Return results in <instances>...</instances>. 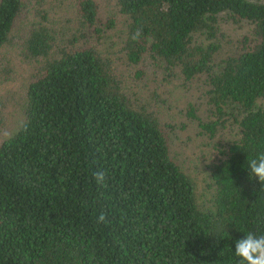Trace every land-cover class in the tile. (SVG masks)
Segmentation results:
<instances>
[{"label": "trees", "instance_id": "trees-1", "mask_svg": "<svg viewBox=\"0 0 264 264\" xmlns=\"http://www.w3.org/2000/svg\"><path fill=\"white\" fill-rule=\"evenodd\" d=\"M109 1L126 28L106 52L118 20L99 0H75L60 27L45 0H0V86L33 67L23 120L0 142V264H238L235 241L264 235V184L248 169L264 152V0ZM149 59L156 106L131 90ZM175 79L218 151L206 208L160 116Z\"/></svg>", "mask_w": 264, "mask_h": 264}, {"label": "rangeland", "instance_id": "rangeland-1", "mask_svg": "<svg viewBox=\"0 0 264 264\" xmlns=\"http://www.w3.org/2000/svg\"><path fill=\"white\" fill-rule=\"evenodd\" d=\"M99 2L100 16L102 19L106 20L110 16H115L118 20V25L108 32V39L101 44L103 50L107 52L110 50L108 48L109 44L117 40L119 35L125 30L126 18L118 11V8L113 2L109 0H99ZM45 6L52 13L55 26L58 25L60 27V23L63 22L65 16L68 19H72L73 23H75V0H45ZM244 35L245 33H242V36ZM115 57H117L116 61L120 71L124 75H127L129 80L132 79L137 66L130 65L126 57L119 53H115ZM149 60V65L144 68V77L148 82H144L138 88L131 90L132 92L137 91L140 97L156 106L158 102H163L161 99H158L159 96L154 101L151 93L153 90L163 87H158L156 82L150 81L149 79L156 76L162 79V74L160 72L156 73L155 67L149 68L150 66H154L153 60ZM144 65L142 66L141 64L138 67L142 69ZM32 68L26 66L18 72L20 74L14 82L2 83L0 86V103L4 107L0 116V142L13 135L23 120V101L19 100L24 95L23 90L28 78L31 76ZM176 83L177 79L171 82V84H167L172 91V96L166 100L171 104L172 109L164 106V111L161 112L160 116L166 124H171L176 127L174 131L171 130L173 132L172 137H170L172 155L189 176L195 180L199 202L202 207L206 208L211 205L213 196L208 165L215 161L218 151L213 148L215 141L201 135L196 122L187 117L186 107L188 99L181 96V89L175 85ZM199 95H196V101L200 99Z\"/></svg>", "mask_w": 264, "mask_h": 264}, {"label": "clouds", "instance_id": "clouds-1", "mask_svg": "<svg viewBox=\"0 0 264 264\" xmlns=\"http://www.w3.org/2000/svg\"><path fill=\"white\" fill-rule=\"evenodd\" d=\"M142 30L137 29L132 34L133 40H138ZM250 176L258 178L264 184V152L258 153L256 158L248 162ZM107 173L98 169L93 173V179L98 186L106 185ZM107 222L106 216L101 213L97 223ZM235 256L239 258L238 264H264V235H256L253 232L244 234L241 239L235 241Z\"/></svg>", "mask_w": 264, "mask_h": 264}]
</instances>
